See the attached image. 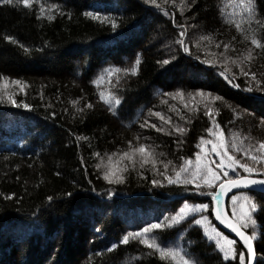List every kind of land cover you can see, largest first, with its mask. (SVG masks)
<instances>
[{
	"label": "trees",
	"instance_id": "1",
	"mask_svg": "<svg viewBox=\"0 0 264 264\" xmlns=\"http://www.w3.org/2000/svg\"><path fill=\"white\" fill-rule=\"evenodd\" d=\"M226 2L187 0L191 7H186L180 0H158L161 11L143 0H38L29 9L16 0H0V77L26 85L23 92L18 86L8 91L18 103L31 106L14 107L6 97L0 103V264H162L158 254L137 240L120 244V238L174 215L185 202L209 203L211 197L201 196L194 184H168L150 164H129L122 183H110L103 172L108 156L128 151L129 141L133 146L148 145L159 161L171 160L169 176H174L173 166L183 163L181 157L195 159L200 137L211 138L205 129L212 124L203 102L198 111H189L179 99L163 95L178 89L223 97L211 101V107L218 109L214 118L229 143L233 133L245 144L249 135L264 140V92L256 90L257 81H264V50L224 22L231 12ZM52 4L57 7L49 13ZM255 4L264 17V0ZM85 12L115 19L117 28ZM180 39L188 52L177 43ZM223 43L233 47L226 52ZM249 49L254 59L243 67L256 73V80L240 74L221 55L235 59ZM138 57L135 75L120 71L109 77L105 72L131 69ZM164 60L169 63H159ZM225 66L231 70V83L220 75ZM249 87L252 92L246 91ZM101 91L121 98L115 114L100 99ZM149 109L170 122L149 115ZM145 121L164 131L141 127ZM174 126L187 132L177 133ZM211 158L218 160L214 154ZM156 168L165 172L161 163ZM153 180L162 186L153 185ZM250 195L261 205L253 243L256 264H264V193ZM227 209L231 214L229 199ZM204 214L236 241L237 252L246 254V247L217 225L211 207ZM245 231L251 234L252 228ZM154 232L161 233L166 245L186 249L198 264H239L238 257L224 260L198 226L184 223ZM113 243L117 248L107 251Z\"/></svg>",
	"mask_w": 264,
	"mask_h": 264
},
{
	"label": "snow or ice",
	"instance_id": "2",
	"mask_svg": "<svg viewBox=\"0 0 264 264\" xmlns=\"http://www.w3.org/2000/svg\"><path fill=\"white\" fill-rule=\"evenodd\" d=\"M38 0H16L17 4H22L24 8L29 9L33 7V4ZM144 4L152 5L157 9L163 11L162 5L158 3V0H143ZM169 0H164V3H168ZM175 4V0H171ZM182 6L191 7V4L187 3V0H180ZM194 3L195 0H192ZM7 3H12V0H7ZM231 9V12L224 18V22L229 26L234 27L237 32L243 35L245 40H250L251 44L255 48L264 50V17L259 16L258 9L255 4V0H227L224 5ZM57 5L52 4L48 6L49 13L52 8H56ZM45 12V6L40 5L39 13L42 16ZM85 16H89L92 19H102V21L109 22L112 29L115 31L117 28V22L115 19L109 20L108 17L101 18L98 13L85 12ZM165 15L167 13L165 12ZM54 17L48 15V19L52 20ZM247 25V28L245 27ZM255 25V27H253ZM183 27V26H181ZM259 33V35H258ZM186 33L181 32L180 36L183 37ZM5 39L12 43L17 41L11 36H5ZM201 39L211 40V36H203ZM235 40V37H232ZM185 52L189 49L184 45V40L177 41ZM217 44V47H220ZM223 48L226 50L233 47L230 43H223ZM23 47V45H21ZM234 50V49H233ZM27 52L28 50L25 49ZM225 56V61H230L231 64L236 65L240 69V74L251 75L253 80H256V73H249L243 67L245 62H251L254 57L252 50H247L246 54L233 59L227 56L225 53H221ZM199 59V57H197ZM140 63L139 57L135 61V66L131 69H106L105 72L110 77L117 72L124 71L125 73L131 72L133 75L137 72V67ZM162 64H168V60L159 62ZM202 63L208 64L212 61L204 60ZM231 70L225 66L224 70L220 72L229 83L231 79L227 75ZM234 76L235 73H232ZM261 75H264L262 73ZM103 77H99L93 83H99ZM12 85L18 86L23 91V85L19 80H12ZM264 84V81H257V91L264 92V87L260 85ZM239 88V85H235ZM8 89V82L4 78L0 77V103L6 102L14 107H23L24 109H30V105L27 103L17 102L15 94ZM248 92H252L253 88L246 89ZM163 95L169 96L172 99H179L184 105V108L189 111H198L199 103H204L205 116L209 118L212 126L205 129L211 138L200 137L197 148L200 151L194 154L195 159L184 158L183 163L178 166L172 167L174 176L166 175L170 165H173L171 160L164 162L159 161L154 150L148 145L139 143L137 146H133L129 141L128 151L122 153H113L107 158L106 170L103 172V178L110 183H122L124 181L123 172L127 171L128 165L131 164L135 167L139 162V166L143 168L145 165H151L153 171L157 174L164 176L168 184H194L195 190L201 196L211 197L209 203L200 204H188L187 202L180 208L174 215L165 216L163 221L157 223L148 224L146 227L141 228L139 231L128 232L120 238V244H128L130 240H137L139 244L145 245L148 249L152 250L153 255L158 254L162 264H198L193 259L192 254L186 249L181 248L179 245L172 246L166 245L161 239V233L154 232V230L170 229L177 225L188 224V227L198 226L203 230L204 236L209 242L214 244L216 250L222 254L223 259L228 261L230 259L239 260V264H253V260L256 257V251L254 249L253 241L257 239L259 234V225L255 219V215L261 209L255 198L250 195V192L259 190L264 193V140H257L255 137L249 135L246 139L249 141L245 144L244 140L239 139L235 133H233V139L231 143L227 141L224 135V131L221 126L216 122L214 113L218 112V109L211 107V101L222 100L223 97L214 95L212 93H205L203 90H196L195 92L184 93L183 90H177L175 93H164ZM100 99L109 106V111L115 114L116 106L121 104V98L112 92L101 91L99 93ZM187 97V98H186ZM199 97V101L196 99ZM162 103H167L166 100H162ZM192 104V107L189 105ZM91 107V105H86ZM170 110L177 111L175 105L169 106ZM149 115L158 117L162 122H170V118H166L160 112H153L152 109L148 110ZM177 115L180 113L177 111ZM181 119H186L181 115ZM190 122V121H189ZM264 124V121H262ZM141 127H152L157 131H164L163 128L157 127L156 124H149L145 121ZM174 131L180 134L187 132V129L180 126H174ZM139 140V137H137ZM252 141H255L253 143ZM206 145H211L210 149L206 148ZM212 154L218 157V160L212 159ZM98 155V154H96ZM163 155V154H161ZM116 157L114 160L113 158ZM137 157L139 160L137 161ZM127 161V163H125ZM161 163L165 172L160 173L156 168V164ZM101 164H97V168H100ZM255 174V175H254ZM152 184L155 186H162L161 181L153 180ZM202 189H209V191H203ZM214 189V190H213ZM238 190L232 194L229 198L230 212L223 203V197L231 193L232 190ZM70 195V194H69ZM10 198V197H8ZM49 201L53 197L47 198ZM214 205V207H212ZM211 207V212L214 214L215 219L220 224L225 225L231 232L243 240L246 247V254L243 251L237 252L234 245L236 241L229 238L223 232L212 223L208 215L204 213ZM197 214V215H193ZM252 228L251 234L246 233L245 229ZM99 231V229H97ZM117 248V244L113 243L107 251L111 252ZM100 255V253H97Z\"/></svg>",
	"mask_w": 264,
	"mask_h": 264
},
{
	"label": "water",
	"instance_id": "3",
	"mask_svg": "<svg viewBox=\"0 0 264 264\" xmlns=\"http://www.w3.org/2000/svg\"><path fill=\"white\" fill-rule=\"evenodd\" d=\"M237 191H238V190L234 189V190H232L231 193H228V194H226V195L223 197V203H224V205H225L226 208H227V202H228L229 197H230L232 194L236 193ZM256 191H259V190H256ZM229 215H230V214H229ZM216 223H217V225H218L221 229H223L224 231H226L228 234L232 235L234 238L238 239V240L244 245L243 240H241V238H240L239 236H237L235 233L231 232V230L228 229L225 225L220 224L219 221L216 220ZM253 245H254V243H253ZM244 246H245V245H244ZM254 249H255V248H254ZM253 264H256V257H255L254 260H253Z\"/></svg>",
	"mask_w": 264,
	"mask_h": 264
},
{
	"label": "rangeland",
	"instance_id": "4",
	"mask_svg": "<svg viewBox=\"0 0 264 264\" xmlns=\"http://www.w3.org/2000/svg\"><path fill=\"white\" fill-rule=\"evenodd\" d=\"M4 80L7 81L6 79H4ZM13 80H15V79H13ZM11 81H12V80H8V81H7V82H8V89H7V90H11V91H14V90H15V91H16V90H17V88H16L17 86L12 85V84H11ZM21 84H22V82H21ZM25 86H26V85H25ZM25 86L23 87V91L25 90ZM23 91H22V92H23ZM18 92H20V91H18ZM126 162H127V161H126Z\"/></svg>",
	"mask_w": 264,
	"mask_h": 264
}]
</instances>
